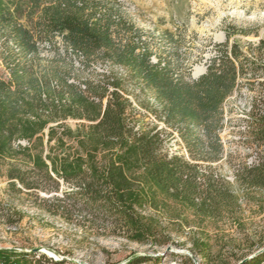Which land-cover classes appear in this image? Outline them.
<instances>
[{"label": "trees", "instance_id": "obj_1", "mask_svg": "<svg viewBox=\"0 0 264 264\" xmlns=\"http://www.w3.org/2000/svg\"><path fill=\"white\" fill-rule=\"evenodd\" d=\"M161 37L172 46L164 53L154 49L121 0H0V59L11 65L8 76L0 73V157L23 150L14 149L17 138L67 118L78 120L74 130L63 127L81 149L70 159L32 155L30 167L8 169L10 185L37 195L58 191L62 179L69 188L52 197L49 212L66 220L84 214L86 227H110L130 241L164 246L158 223L142 212L156 201L138 169L161 194L202 215L232 212L234 194L211 163L223 153V104L246 85L255 91L244 127L254 158L238 163L235 176L244 188L264 189V81L258 80L264 76V38L244 51L226 33L225 42L214 44L204 72L193 77L173 34L164 30ZM129 80L152 101L132 99ZM138 105L155 122L140 123L146 115ZM173 133L182 149L170 153L165 141ZM99 149L107 151L103 166L93 158ZM22 218L17 211L16 220ZM191 245L201 264H237L249 255L214 253L203 241ZM0 255L6 264H68L44 253L0 249ZM177 255L179 264H195L190 255ZM262 260L264 251L238 264ZM123 264L161 263L158 255L132 253Z\"/></svg>", "mask_w": 264, "mask_h": 264}, {"label": "rangeland", "instance_id": "obj_2", "mask_svg": "<svg viewBox=\"0 0 264 264\" xmlns=\"http://www.w3.org/2000/svg\"><path fill=\"white\" fill-rule=\"evenodd\" d=\"M121 1L126 14L146 32L154 49L162 53L169 50L172 46L164 41L161 34L164 30L173 34L184 62L190 67L191 76L204 70V62L214 53V44L225 42L226 33L230 34L229 43L236 42L244 51L249 42L256 43L264 38V0ZM46 54L51 55L50 52ZM97 67L100 70L103 68L101 65ZM10 68V64L0 59L2 75L8 76ZM119 71L125 72L121 68ZM258 80L264 81V76ZM126 86L132 99L136 95L138 100L152 101L140 92L136 80H129ZM254 86L258 87L257 83ZM253 95L255 91L241 85L226 98L223 124L219 131L223 153L220 159L211 163L213 170L227 182L234 194L237 204L232 212H225L219 217L202 215L161 194L155 186L144 181L141 169L137 171L141 183L145 188L150 187L156 201V207L147 204L142 212L158 223V233L167 241L164 246L130 241L110 227H86L88 222L84 214H73L66 220L49 212L47 207L53 201L52 197L61 196L62 191L69 188L68 183L58 179V191H40L35 195L33 190H19V185L12 187L7 172L11 166L21 169L30 167L35 154L58 160L60 157L70 159L80 153L78 141L64 131V127L74 130L78 120L67 118L63 123H47L32 137L17 138L13 147L23 150L0 157V249L11 247L25 251L41 247L63 256L68 264H123L132 253L158 255L161 264H179L181 260L177 254H188L195 264H201L200 258L190 252L192 242L196 241L207 243L214 253L221 251L237 256L244 253L250 255L261 249L264 247V189L244 188L235 176L238 163L254 158L252 148L244 140L246 116ZM138 109L146 115L140 123L155 122L149 111L139 105ZM30 118L34 119L33 116ZM50 128L54 129V136L48 140ZM181 145L175 133L165 141L168 150H180ZM93 158L99 166H103L107 151L99 149ZM46 162L50 164L49 160ZM41 198L48 201L44 202ZM17 211L23 213L20 221L16 220ZM260 264H264V260Z\"/></svg>", "mask_w": 264, "mask_h": 264}, {"label": "water", "instance_id": "obj_3", "mask_svg": "<svg viewBox=\"0 0 264 264\" xmlns=\"http://www.w3.org/2000/svg\"><path fill=\"white\" fill-rule=\"evenodd\" d=\"M203 71L199 72V73H193V77H197L199 74H201ZM3 250H6V251H11V252H18V251H21L20 249L18 248H11V247H6V248H2ZM27 252H33V253H45V249L41 248V247H37V248H32L30 250H25ZM49 252H51L50 250H48ZM264 251V247H262L261 249L257 250L256 252L250 254L249 256L245 257L244 259H242L241 261L243 260H246V259H249L251 258L252 256H254L255 254H258L260 252ZM48 256L50 257H53V258H57V259H63L64 257L63 256H59V255H56L54 252H52V254H49ZM241 261H239L238 263H240ZM237 263V264H238Z\"/></svg>", "mask_w": 264, "mask_h": 264}, {"label": "built area", "instance_id": "obj_4", "mask_svg": "<svg viewBox=\"0 0 264 264\" xmlns=\"http://www.w3.org/2000/svg\"><path fill=\"white\" fill-rule=\"evenodd\" d=\"M173 151H177V149L173 150V149H169V152L172 153ZM185 156L187 157V154H185ZM0 264H6L4 258L0 255Z\"/></svg>", "mask_w": 264, "mask_h": 264}, {"label": "bare ground", "instance_id": "obj_5", "mask_svg": "<svg viewBox=\"0 0 264 264\" xmlns=\"http://www.w3.org/2000/svg\"><path fill=\"white\" fill-rule=\"evenodd\" d=\"M45 252L47 253V255L52 254V252H49L48 250H45Z\"/></svg>", "mask_w": 264, "mask_h": 264}]
</instances>
